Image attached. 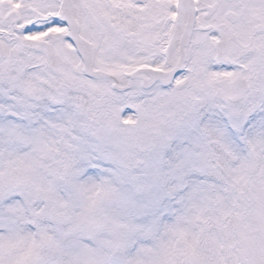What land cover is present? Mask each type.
I'll return each mask as SVG.
<instances>
[{
	"label": "snow or ice",
	"instance_id": "obj_1",
	"mask_svg": "<svg viewBox=\"0 0 264 264\" xmlns=\"http://www.w3.org/2000/svg\"><path fill=\"white\" fill-rule=\"evenodd\" d=\"M0 264H264V0H0Z\"/></svg>",
	"mask_w": 264,
	"mask_h": 264
}]
</instances>
